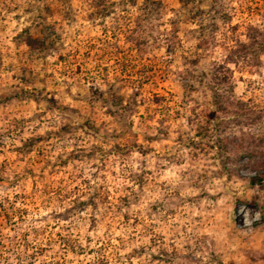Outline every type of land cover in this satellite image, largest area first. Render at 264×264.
Segmentation results:
<instances>
[{
    "label": "rangeland",
    "instance_id": "374dc122",
    "mask_svg": "<svg viewBox=\"0 0 264 264\" xmlns=\"http://www.w3.org/2000/svg\"><path fill=\"white\" fill-rule=\"evenodd\" d=\"M263 34L264 0H0V264H264Z\"/></svg>",
    "mask_w": 264,
    "mask_h": 264
},
{
    "label": "trees",
    "instance_id": "16d2710c",
    "mask_svg": "<svg viewBox=\"0 0 264 264\" xmlns=\"http://www.w3.org/2000/svg\"><path fill=\"white\" fill-rule=\"evenodd\" d=\"M263 35H264V34H263ZM260 46H261V44H260ZM233 146H234V147L236 146V147L238 148V147L240 146V144H239V143H234ZM242 147H243L242 149L246 150L244 146H242ZM246 148H247V152L249 153L250 148H249V147H246ZM244 150H243V151H244Z\"/></svg>",
    "mask_w": 264,
    "mask_h": 264
}]
</instances>
